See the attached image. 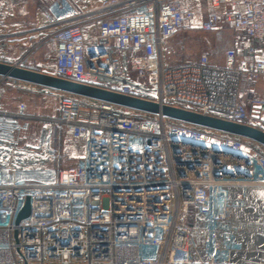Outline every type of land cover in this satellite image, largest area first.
<instances>
[{"label": "built area", "instance_id": "1", "mask_svg": "<svg viewBox=\"0 0 264 264\" xmlns=\"http://www.w3.org/2000/svg\"><path fill=\"white\" fill-rule=\"evenodd\" d=\"M70 1L72 15L46 14L37 28L55 55L52 70L39 72L264 131V96L242 101L243 78L264 80V0H208L204 32L220 38L229 28L256 43L241 58L235 48L190 56L176 46L196 18L183 0ZM8 38L0 32V44ZM0 86L35 88L3 76ZM55 97L59 149L46 142L32 155L0 139V264H264L230 256L255 234L239 212L244 188L264 187L263 146L161 114ZM26 113L23 103L11 112L0 102V121Z\"/></svg>", "mask_w": 264, "mask_h": 264}, {"label": "crops", "instance_id": "2", "mask_svg": "<svg viewBox=\"0 0 264 264\" xmlns=\"http://www.w3.org/2000/svg\"><path fill=\"white\" fill-rule=\"evenodd\" d=\"M53 0H0V32L7 33L9 38L0 44V59L11 64L17 63L21 59L24 60L26 66L40 64L39 51L40 43L47 38L46 33L37 30L38 26H42L47 22L46 14L50 3ZM197 6L192 0H183L186 9L193 10L196 14L193 27L185 36L187 50L190 56L198 55L195 50H225L227 48H235L239 57L248 54V47L256 44L252 42L245 33L234 31L229 28L221 30L220 38L215 33H206L201 29L202 22L206 18V8L208 0H196ZM44 35V36H43ZM48 35V34H47ZM264 49V42L257 44ZM215 61H221L222 56L214 58ZM54 66V63H53ZM30 96L35 95L41 100L47 99L52 101V110L54 114L47 117V109L39 107L35 116L32 113H26L25 118L18 121L40 125L46 134V142H50L55 149L60 148L59 130L55 124L57 113L55 107L56 91L35 86L33 91H26ZM16 91L9 93L3 103L5 110L15 112L19 105H14L13 98ZM264 96V80L250 81L248 77L242 80V101L248 106L253 98ZM12 99V100H10ZM48 102V101H47ZM24 104V103H23ZM26 105V104H25ZM1 143V142H0ZM45 142H43L44 144ZM42 144V145H43ZM24 145V144H23ZM3 145L0 144V148ZM28 148L29 154L36 155L39 150ZM2 154V155H1ZM3 151L0 150V162L5 163ZM2 163V164H3ZM241 187H236L232 191V195L237 197ZM246 207L239 213L246 222L255 229V234L247 238L245 249L231 253L233 263H257L264 260V187L248 186L244 188Z\"/></svg>", "mask_w": 264, "mask_h": 264}, {"label": "water", "instance_id": "3", "mask_svg": "<svg viewBox=\"0 0 264 264\" xmlns=\"http://www.w3.org/2000/svg\"><path fill=\"white\" fill-rule=\"evenodd\" d=\"M0 76L8 77L13 80L32 84L38 87L55 90L58 92L86 97L91 100L107 102L134 111L150 115L161 114L165 118L182 121L192 126L208 128L217 132L230 134L240 137L264 147V131L250 127L245 124L235 123L223 118L210 115H203L198 112L174 107L160 106L152 101L121 94L102 87L75 82L72 80L45 74L29 68L14 66L0 62ZM239 158L244 155L241 152L226 151ZM241 174V173H239ZM30 214V203L27 200L26 206L19 216V221L27 218Z\"/></svg>", "mask_w": 264, "mask_h": 264}, {"label": "rangeland", "instance_id": "4", "mask_svg": "<svg viewBox=\"0 0 264 264\" xmlns=\"http://www.w3.org/2000/svg\"><path fill=\"white\" fill-rule=\"evenodd\" d=\"M192 1L193 4L197 6L196 0ZM74 12L75 9L70 0H53L47 10L48 15H56L58 17L69 16ZM188 32L189 31H181L173 40V43L180 47L184 52L187 50L184 46H186L185 36ZM40 47L39 58L41 59V62L40 64L31 65V67L37 68L43 72H50L53 68L55 59L54 44L51 40L45 39L40 43ZM195 52L199 54L201 49L198 48ZM9 93H12V91L5 90L4 87L0 86V101L4 100ZM13 100L14 105H19L20 103L26 104L27 113H32L34 116L38 113V109L41 106L47 109V117H50L55 113L52 110L51 100H41L40 97H36L35 95L30 96L26 91H16V96ZM0 139L17 140L27 147L39 150L43 142L46 143V134L40 125L20 121H0Z\"/></svg>", "mask_w": 264, "mask_h": 264}, {"label": "trees", "instance_id": "5", "mask_svg": "<svg viewBox=\"0 0 264 264\" xmlns=\"http://www.w3.org/2000/svg\"><path fill=\"white\" fill-rule=\"evenodd\" d=\"M0 62H4V63H8L9 64V62H7V61H5L3 59H0ZM28 68L29 69H32V70L40 71L37 68H33V67H28ZM179 106L180 107H183V108H186V109H189V110H193V111H198V112L200 111V109L198 107H196V106H188L186 104H180ZM216 116H218V115H216ZM168 120L171 121V122H174V120H170V119H168ZM249 142H251L252 144H254L252 141H249Z\"/></svg>", "mask_w": 264, "mask_h": 264}]
</instances>
